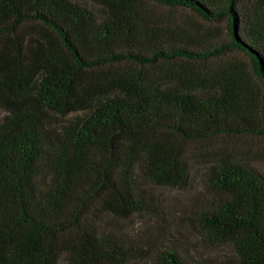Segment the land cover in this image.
I'll return each instance as SVG.
<instances>
[{"label": "trees", "instance_id": "obj_1", "mask_svg": "<svg viewBox=\"0 0 264 264\" xmlns=\"http://www.w3.org/2000/svg\"><path fill=\"white\" fill-rule=\"evenodd\" d=\"M253 142L264 0H0V264H211L124 226L200 156L185 223L264 264V173L234 153Z\"/></svg>", "mask_w": 264, "mask_h": 264}, {"label": "rangeland", "instance_id": "obj_2", "mask_svg": "<svg viewBox=\"0 0 264 264\" xmlns=\"http://www.w3.org/2000/svg\"><path fill=\"white\" fill-rule=\"evenodd\" d=\"M148 6L163 17H169L176 20L188 21L191 23H202V21L191 11L182 8H168L155 3H149ZM194 147H197L194 145ZM245 147V146H244ZM238 147L234 153L243 157L250 158L252 162L264 173V142H253L251 146L244 148ZM208 152L209 148L205 147ZM246 149H253L247 152ZM210 157L200 156L194 159L196 167V176L190 180L189 185L184 189L170 187H148V192L154 197L159 208L161 216H140L124 222L125 229L132 234H138L142 237L151 238L157 235L166 236L170 241L175 242L182 251L189 256L196 255L199 258H209L211 264H226L232 257L230 247L208 246L198 231L192 229L185 223L183 218L186 205H190L196 199V195L201 190L200 173L203 171V165ZM134 264H145L138 262Z\"/></svg>", "mask_w": 264, "mask_h": 264}]
</instances>
